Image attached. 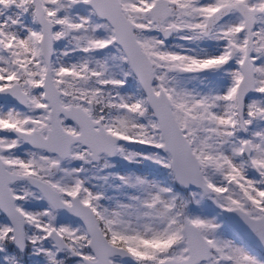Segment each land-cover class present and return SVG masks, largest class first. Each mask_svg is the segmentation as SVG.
Wrapping results in <instances>:
<instances>
[{
  "label": "snow or ice",
  "instance_id": "6c2138e0",
  "mask_svg": "<svg viewBox=\"0 0 264 264\" xmlns=\"http://www.w3.org/2000/svg\"><path fill=\"white\" fill-rule=\"evenodd\" d=\"M0 264H264V0H0Z\"/></svg>",
  "mask_w": 264,
  "mask_h": 264
}]
</instances>
